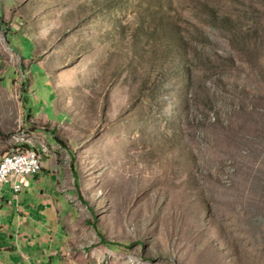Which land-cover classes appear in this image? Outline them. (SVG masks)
I'll use <instances>...</instances> for the list:
<instances>
[{"label":"rangeland","instance_id":"obj_1","mask_svg":"<svg viewBox=\"0 0 264 264\" xmlns=\"http://www.w3.org/2000/svg\"><path fill=\"white\" fill-rule=\"evenodd\" d=\"M12 149L71 185L81 264H264V0H0Z\"/></svg>","mask_w":264,"mask_h":264},{"label":"crops","instance_id":"obj_2","mask_svg":"<svg viewBox=\"0 0 264 264\" xmlns=\"http://www.w3.org/2000/svg\"><path fill=\"white\" fill-rule=\"evenodd\" d=\"M46 166L40 160L38 174L19 193L10 187L7 194L0 185V237L5 228L3 221L10 217L18 224L17 236L22 237L23 245H30V264H81L80 252H74L71 245L70 231L72 219H79L81 207L72 196L71 185L59 184L57 172ZM40 182L43 185H38ZM9 239L14 240V233Z\"/></svg>","mask_w":264,"mask_h":264},{"label":"built area","instance_id":"obj_3","mask_svg":"<svg viewBox=\"0 0 264 264\" xmlns=\"http://www.w3.org/2000/svg\"><path fill=\"white\" fill-rule=\"evenodd\" d=\"M13 151H19L20 149H12ZM11 169H18V174H21L20 182H13L11 179ZM39 170L34 164V158H32V151L27 149L26 157H19V160L9 163L4 168L0 169V185L9 183L10 187H17V193L23 188L29 186L31 179L37 175Z\"/></svg>","mask_w":264,"mask_h":264},{"label":"bare ground","instance_id":"obj_4","mask_svg":"<svg viewBox=\"0 0 264 264\" xmlns=\"http://www.w3.org/2000/svg\"><path fill=\"white\" fill-rule=\"evenodd\" d=\"M31 151H32V158H34V164H36L37 169L40 170V157L34 150ZM26 155H27V150H21V149L19 151L12 150L10 152L4 153L2 156H0V169L4 168L13 161L19 160V157H26ZM11 179H13V182L21 181V174H18V169H11ZM11 188L13 191L17 192V187H11Z\"/></svg>","mask_w":264,"mask_h":264}]
</instances>
